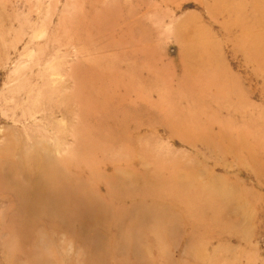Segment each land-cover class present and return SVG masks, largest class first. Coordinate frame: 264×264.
Masks as SVG:
<instances>
[{
    "label": "rangeland",
    "instance_id": "374dc122",
    "mask_svg": "<svg viewBox=\"0 0 264 264\" xmlns=\"http://www.w3.org/2000/svg\"><path fill=\"white\" fill-rule=\"evenodd\" d=\"M0 172V264H264V0H0Z\"/></svg>",
    "mask_w": 264,
    "mask_h": 264
},
{
    "label": "bare ground",
    "instance_id": "6f19581e",
    "mask_svg": "<svg viewBox=\"0 0 264 264\" xmlns=\"http://www.w3.org/2000/svg\"><path fill=\"white\" fill-rule=\"evenodd\" d=\"M10 160V159H9ZM14 161H12L13 163ZM15 163V162H14ZM16 164V163H15ZM25 167V166H24ZM1 173V172H0ZM3 179V178H2ZM3 181H5L3 179ZM19 183V182H18ZM18 186V185H16ZM44 189V188H43ZM62 189V188H61ZM13 190V188H12ZM42 190V189H41ZM14 191H15V195L14 197H16L17 199H21L22 198V201H25L26 204L24 207H22V211H23V215L25 216H28L29 219H37L39 218L40 215H45V217L47 219L51 218V216H54V217H57L59 218V221L60 223L62 224H68L70 223V221H76L77 223L79 224H82V225H85L86 221L90 220V213L92 212V207L90 208V206H86V203H83V205L81 207H83L85 209L86 207V210H84L86 212V214H88V218H76L74 216H72V213H71V210L73 209H76V208H73V209H70V207L68 208L65 204L63 203H60V201L57 199L59 196H58V193H54L56 195H54L53 193H51L50 190H48L47 192H44V193H40L39 195H37L38 191L37 190H32L30 188H24L22 191H19V190H15L14 188ZM61 196V195H60ZM10 200V199H9ZM13 200V198H12ZM15 200V199H14ZM85 201V200H84ZM13 202V201H12ZM75 202V201H74ZM77 202H75L74 204H76ZM92 204V203H91ZM96 204V203H95ZM14 203L12 204V207H13ZM75 207V206H74ZM95 207V206H94ZM18 209V208H17ZM16 209V210H17ZM96 209V208H95ZM11 211V210H10ZM9 211V212H10ZM14 211V210H12ZM78 211V209H77ZM94 211V209H93ZM97 211V210H95ZM106 211V209H105ZM99 212V211H98ZM1 213V212H0ZM10 214V213H9ZM94 212L91 214L93 215ZM100 214V213H99ZM1 215H3L1 213ZM85 215V214H84ZM4 216V215H3ZM21 216V215H20ZM99 216V215H97ZM23 217V216H21ZM27 217V218H28ZM101 217V216H100ZM99 217V218H100ZM25 217V219H27ZM96 218V216H95ZM102 218V217H101ZM101 218L99 220H101ZM21 220V219H20ZM38 220V219H37ZM36 220V221H37ZM58 220V219H57ZM54 221V220H53ZM96 222V220H95ZM59 223V222H58ZM37 224V223H36ZM131 224V223H130ZM133 224V223H132ZM20 225V223H19ZM18 226V225H17ZM28 226V225H26ZM64 227V226H63ZM67 227V226H66ZM95 229H96V226H94ZM98 227V226H97ZM27 228V227H26ZM85 229V228H84ZM86 231V229H85ZM106 240V239H105ZM92 246V245H91ZM34 259V258H32ZM33 261V260H32ZM41 261V260H40ZM34 262V261H33ZM39 263V261H38ZM38 263H35V264H38ZM42 262H40L41 264Z\"/></svg>",
    "mask_w": 264,
    "mask_h": 264
}]
</instances>
